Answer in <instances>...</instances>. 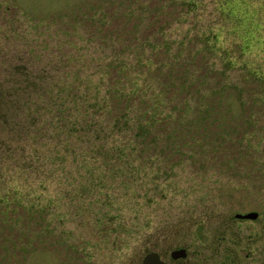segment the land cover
<instances>
[{"label": "rangeland", "instance_id": "1", "mask_svg": "<svg viewBox=\"0 0 264 264\" xmlns=\"http://www.w3.org/2000/svg\"><path fill=\"white\" fill-rule=\"evenodd\" d=\"M119 48L142 85L152 80L148 90L175 105L171 119L152 122L159 138L106 160L70 153L49 163L43 145L31 163V141L61 137L50 135L45 99L78 60L91 71ZM0 90V264H140L148 251L169 259L183 246L185 264H255L264 0H0ZM246 211L259 218L234 216Z\"/></svg>", "mask_w": 264, "mask_h": 264}, {"label": "trees", "instance_id": "2", "mask_svg": "<svg viewBox=\"0 0 264 264\" xmlns=\"http://www.w3.org/2000/svg\"><path fill=\"white\" fill-rule=\"evenodd\" d=\"M119 50H112L110 53L113 56L106 61H98L91 71L86 69L93 63L78 60L72 66L74 73L65 78L56 96L45 99L44 109L51 114L50 121L56 123L50 135L56 132L61 137L54 143H43L36 139L31 141L33 152L37 154L31 163L38 162L35 158H39L43 145H46V153H53L50 157L45 156L50 163L52 159H67L70 153L73 158L81 155L84 159H97V154L105 159L113 156L108 154L110 151L135 150L147 135L155 141L159 138L152 131V122L171 119L175 105L170 107L168 99L160 97L154 90H148L153 85L152 80H145L142 85L139 70L132 62L117 55ZM32 80L28 77L26 82ZM78 84L86 88H75ZM5 96L6 92L0 90V104L5 101ZM177 110L175 108V112ZM103 114H107L106 119ZM104 136L114 138L110 146L105 147L103 140L100 144L90 143L88 147L80 144L83 138L89 142L103 139ZM116 157L121 158V155L117 154Z\"/></svg>", "mask_w": 264, "mask_h": 264}, {"label": "flooded vegetation", "instance_id": "3", "mask_svg": "<svg viewBox=\"0 0 264 264\" xmlns=\"http://www.w3.org/2000/svg\"><path fill=\"white\" fill-rule=\"evenodd\" d=\"M235 217H238V218H241V219H250V220H257L258 218H259V213H258V215L256 216V217H254V218H249V217H244V218H242V217H239V216H236V215H234ZM237 236H240V235H238L239 234V230L238 229H233L232 230ZM231 232V231H230ZM260 232V230H256V235H255V233L254 234H252V237L254 238V242H257V241H260L263 237H261L259 234ZM264 232V231H263ZM241 237V236H240ZM253 242V241H252ZM184 248H186V246H183ZM224 248V251H225V249H226V247L224 246L223 247ZM230 251L229 252H232V253H228V254H233V258H232V261H238L239 260V249H238V247H236V246H233V247H230V249H229ZM233 250V251H232ZM158 253H159V256H160V258L161 259H163L164 261H166L168 264H185V261H186V257L188 256V251H187V248H186V253H185V255H183V256H178V257H173L172 255H171V251L169 252V259H167L165 256H164V254H162L160 251H158ZM226 253V252H225ZM225 255V258L226 259H230V255H227V254H224ZM144 256V255H143ZM142 259H143V257H142ZM142 259H141V261H142ZM252 259H253V262L255 263V264H264V250L262 251H259V252H257V253H255L254 255H252ZM222 260H224V258L222 259ZM225 264H229L227 261H223ZM141 264V263H140Z\"/></svg>", "mask_w": 264, "mask_h": 264}, {"label": "water", "instance_id": "4", "mask_svg": "<svg viewBox=\"0 0 264 264\" xmlns=\"http://www.w3.org/2000/svg\"><path fill=\"white\" fill-rule=\"evenodd\" d=\"M239 217H249L254 218L258 215L257 211H246V212H237L235 214ZM186 253V248L178 247L171 250V255L173 257L183 256ZM141 264H168L166 261L160 258L158 251H148L144 254Z\"/></svg>", "mask_w": 264, "mask_h": 264}, {"label": "bare ground", "instance_id": "5", "mask_svg": "<svg viewBox=\"0 0 264 264\" xmlns=\"http://www.w3.org/2000/svg\"><path fill=\"white\" fill-rule=\"evenodd\" d=\"M178 257V256H177Z\"/></svg>", "mask_w": 264, "mask_h": 264}]
</instances>
